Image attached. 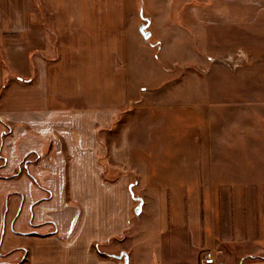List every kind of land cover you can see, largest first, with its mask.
<instances>
[{
  "label": "crops",
  "instance_id": "1",
  "mask_svg": "<svg viewBox=\"0 0 264 264\" xmlns=\"http://www.w3.org/2000/svg\"><path fill=\"white\" fill-rule=\"evenodd\" d=\"M181 3L193 26L205 15L264 25V0ZM126 10L125 0H0L3 262L110 264L93 245L121 237L125 264H201L205 250L214 264H264L254 198L214 180L188 104L150 106L144 145L125 128L143 89L129 76Z\"/></svg>",
  "mask_w": 264,
  "mask_h": 264
},
{
  "label": "rangeland",
  "instance_id": "2",
  "mask_svg": "<svg viewBox=\"0 0 264 264\" xmlns=\"http://www.w3.org/2000/svg\"><path fill=\"white\" fill-rule=\"evenodd\" d=\"M33 2L39 5V0ZM166 2L125 0L129 76L133 88L143 87L126 108L134 113L125 128L136 126L144 145L150 106L188 104L203 122L197 126L205 133L197 132L195 146L209 150L214 180L243 185L244 194L254 198L256 226L263 229L264 238V25L219 26L204 14L206 25L193 26L183 19L181 9L186 4L174 0V10L167 14ZM141 24L150 32L147 38L139 31ZM130 174L133 220L140 191ZM7 208L5 204L3 211ZM7 239L2 229L0 243L5 245ZM122 241L111 237L109 243H96L93 248L110 264H125ZM260 254L264 257V252ZM1 255L0 264L14 263L3 262Z\"/></svg>",
  "mask_w": 264,
  "mask_h": 264
},
{
  "label": "built area",
  "instance_id": "3",
  "mask_svg": "<svg viewBox=\"0 0 264 264\" xmlns=\"http://www.w3.org/2000/svg\"><path fill=\"white\" fill-rule=\"evenodd\" d=\"M216 257L211 250H205L201 256V264H214Z\"/></svg>",
  "mask_w": 264,
  "mask_h": 264
},
{
  "label": "water",
  "instance_id": "4",
  "mask_svg": "<svg viewBox=\"0 0 264 264\" xmlns=\"http://www.w3.org/2000/svg\"><path fill=\"white\" fill-rule=\"evenodd\" d=\"M139 31L141 32V34L147 38L150 35V32L146 30V24H141L139 27ZM138 203L136 205V207L134 208V212L136 214H139L140 210H141V199L139 197H137ZM125 262H127V259H125Z\"/></svg>",
  "mask_w": 264,
  "mask_h": 264
}]
</instances>
